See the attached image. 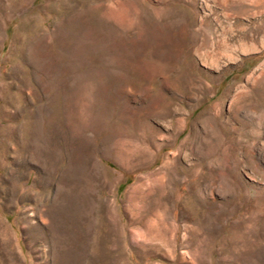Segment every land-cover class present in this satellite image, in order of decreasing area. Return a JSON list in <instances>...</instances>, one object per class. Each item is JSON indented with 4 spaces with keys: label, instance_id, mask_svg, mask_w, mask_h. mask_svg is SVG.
Listing matches in <instances>:
<instances>
[{
    "label": "rangeland",
    "instance_id": "obj_1",
    "mask_svg": "<svg viewBox=\"0 0 264 264\" xmlns=\"http://www.w3.org/2000/svg\"><path fill=\"white\" fill-rule=\"evenodd\" d=\"M0 264H264V0H0Z\"/></svg>",
    "mask_w": 264,
    "mask_h": 264
},
{
    "label": "bare ground",
    "instance_id": "obj_2",
    "mask_svg": "<svg viewBox=\"0 0 264 264\" xmlns=\"http://www.w3.org/2000/svg\"><path fill=\"white\" fill-rule=\"evenodd\" d=\"M230 56V55H229ZM215 59V58H214ZM232 59V58H231Z\"/></svg>",
    "mask_w": 264,
    "mask_h": 264
}]
</instances>
